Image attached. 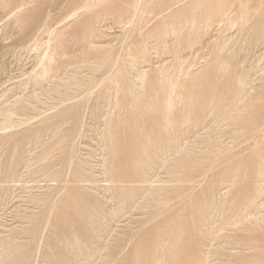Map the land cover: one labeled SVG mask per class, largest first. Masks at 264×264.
I'll return each instance as SVG.
<instances>
[{
  "label": "rangeland",
  "instance_id": "obj_1",
  "mask_svg": "<svg viewBox=\"0 0 264 264\" xmlns=\"http://www.w3.org/2000/svg\"><path fill=\"white\" fill-rule=\"evenodd\" d=\"M78 262L264 264V0H0V264Z\"/></svg>",
  "mask_w": 264,
  "mask_h": 264
},
{
  "label": "bare ground",
  "instance_id": "obj_2",
  "mask_svg": "<svg viewBox=\"0 0 264 264\" xmlns=\"http://www.w3.org/2000/svg\"><path fill=\"white\" fill-rule=\"evenodd\" d=\"M121 16H122V15H121ZM244 16H245V15H244ZM240 19H241V18H240ZM208 24H209V23H208ZM205 26H206V25H205ZM207 26H208V25H207ZM169 28H170V26H169ZM172 33H173V32H172ZM166 35H167V34H166ZM166 35H165V36H166ZM142 53H143V52H142ZM117 58H118V57H117ZM51 61H52V60H51ZM47 68H48V67H47ZM44 70H45L44 72L46 73V69H44ZM44 72H43V73H44ZM39 76H40V75H39ZM40 77H41V76H40ZM158 79H159V78H158ZM241 81H242V79H241ZM244 85H245V80H244ZM241 86H243V82H241ZM170 90H172V89H170ZM170 92H172V91H170ZM247 93H248V92H247ZM240 95H241V94H240ZM242 95H243V94H242ZM242 95H241V96H242ZM170 96H171V93H170ZM167 97H168V96H167ZM242 97H243V96H242ZM177 98L179 99V97H177ZM239 100H240V99H239ZM171 101H172V100H171ZM139 103H140V102H139ZM168 103H169V102H168ZM170 104H172V103H170ZM170 104H169V106H170ZM176 104H177V103H176ZM235 104H236V103H235ZM139 105H140V104H139ZM172 105H173V104H172ZM174 105H175V104H174ZM166 107H168V105H167ZM172 107H173V106H172ZM172 107H170V108L172 109ZM167 109H168V108H167ZM171 109H170V110H171ZM171 111H172V110H171ZM166 112H167V111H166ZM169 112H170V111H169ZM7 113H8V112H7ZM11 114H12V113H10L9 115H11ZM224 114H225V112H224ZM9 115H8V116H9ZM8 116H7V118H8ZM12 116H13V115H12ZM165 116H166V115H165ZM9 118H10V117H9ZM187 121H188V119H187ZM169 124H170V123H169ZM170 125H171V124H170ZM167 126H168V124H167ZM146 155H147V154H146ZM144 156H145V155H144ZM147 156H148V155H147ZM69 160H70V159H69ZM70 162H71V160H70ZM146 167H147V165H146ZM143 172H144V171H143ZM261 172H262V171H261ZM55 174H56V173H55ZM60 174H61V173H60ZM146 174H147V173H145V175H146ZM52 175H53V174H52ZM50 176H51V174H50ZM138 176H139V175H138ZM60 177H61V175H60ZM142 178H144L143 175H142ZM56 180H57V179H56ZM145 180H146V179H145ZM52 192H53V191H52ZM50 194H51V193H50ZM55 194H56V193H55ZM55 194H54V195H55ZM48 199H49V198H48ZM47 201H49V200H47ZM123 201H124V200H123ZM123 201H122V202H123ZM54 202H55V201H54ZM54 202H51V203H54ZM47 205H49V204H47ZM47 205H46V206H47ZM50 206H53V204L50 205ZM50 206H49V208H50ZM47 207H48V206H47ZM50 210H51V208L49 209V211H50ZM49 211H48V213H51V212H52V210H51L50 212H49ZM46 213H47V212H46ZM44 215H45V213H44ZM47 215H48V214H47ZM49 215L51 216V214H49ZM46 218H48V216H47ZM49 218H50V217H49ZM46 220L48 221L49 219H45V223L47 222ZM91 220H92V219H91ZM89 225H90V224H89ZM94 229H95V228H94ZM14 239H16V238H14ZM76 240H77V239H76ZM73 241H74V240H73ZM77 241H78V240H77ZM77 241H76V242H77ZM78 243H79V242H78ZM161 244H162V243H161ZM80 246H81V245H80ZM84 246H85V245H84ZM77 249L80 250V248H78V247H77ZM84 249H87V248H84ZM156 249H157V248H156ZM79 252H80V251H79ZM92 253H93V252H92ZM95 253H96V252H95ZM70 254H72V253H70ZM80 254H81V253H80ZM137 254H138V253H137ZM91 255H92V254H91ZM160 255H161V254H160ZM76 256H77V255H76ZM76 256H75V254H74V257H76ZM89 256H90V255H89ZM89 256H88V257H89ZM92 256H93V255H92ZM86 257H87V256H86ZM161 257H162V256H161ZM76 258H78V260H80L81 257L79 258V257L77 256ZM150 258H151V257H150ZM73 259H74V258H73ZM86 259H88V258H86ZM113 259H114V258H113ZM75 260H77V259H75ZM82 260H83V259H82ZM82 260H81V263H84V262H82ZM88 260H89V259H88ZM90 260H93V259H90ZM94 260H95V259H94ZM154 260H155V259H154ZM204 261H205V260H204ZM79 262H80V261H79ZM79 262H78V264H79ZM86 262H87V261H86ZM112 262H113V261H112ZM155 262H158V261L156 260ZM108 263H109V262H108ZM195 263H197V262H195ZM86 264H88V263H86ZM90 264H91V262H90ZM92 264H93V263H92ZM99 264H100V263H99ZM101 264H102V263H101ZM110 264H111V263H110ZM197 264H198V263H197Z\"/></svg>",
  "mask_w": 264,
  "mask_h": 264
}]
</instances>
